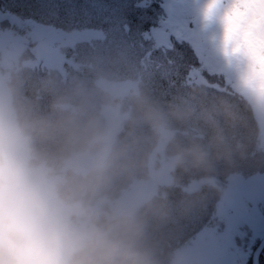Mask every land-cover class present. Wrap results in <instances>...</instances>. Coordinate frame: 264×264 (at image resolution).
<instances>
[{"label":"trees","instance_id":"1","mask_svg":"<svg viewBox=\"0 0 264 264\" xmlns=\"http://www.w3.org/2000/svg\"><path fill=\"white\" fill-rule=\"evenodd\" d=\"M171 3L0 0V32L21 40L15 53L10 45L0 47V81L22 109L55 119L57 103L95 115L110 100L119 101L126 118L117 142L126 156L102 194L121 200L150 188L133 210L155 264H176L205 233L227 240L220 232L228 230L230 187L264 178L253 105L229 76L209 70L187 41L165 34ZM37 28L49 36L35 38ZM149 111L159 132L144 119ZM196 149L206 153L207 163L197 162ZM257 208L264 219V200ZM231 227L225 256L230 264H251L264 234L238 220ZM257 264H264V248Z\"/></svg>","mask_w":264,"mask_h":264},{"label":"clouds","instance_id":"2","mask_svg":"<svg viewBox=\"0 0 264 264\" xmlns=\"http://www.w3.org/2000/svg\"><path fill=\"white\" fill-rule=\"evenodd\" d=\"M201 18L214 52L264 103V2L204 0ZM119 108L110 100L87 115L57 103V118L36 117L0 91V264H155L135 211L102 194L126 156ZM144 119L160 131L153 113Z\"/></svg>","mask_w":264,"mask_h":264},{"label":"rangeland","instance_id":"3","mask_svg":"<svg viewBox=\"0 0 264 264\" xmlns=\"http://www.w3.org/2000/svg\"><path fill=\"white\" fill-rule=\"evenodd\" d=\"M204 0H172L171 6L167 7L168 22L167 35H177L187 41L195 49L198 57L209 70L223 73L229 76L234 87L247 100L251 102L257 114L260 129L262 131L261 141L264 145V103H256L252 100L249 93L243 89L235 75L229 71L226 64L214 52L210 35L214 30L213 25L204 26L201 18V5ZM4 17L0 16V22ZM49 36L43 28H37L36 37ZM45 39H43V42ZM8 47L11 52L21 48V40L13 35L0 32V47ZM46 47V46H45ZM6 90L0 81V91ZM128 192L121 198L124 205L133 209V205L142 198L151 195L150 188ZM264 200V178L252 177L243 182H236L228 191L226 203L231 215L227 217L228 230L225 228L220 232L221 238L225 235L227 240L222 242L220 237H216L214 232L205 233L190 247L182 250L175 259L176 264H230L229 256L224 254V244L228 242L231 226L235 220L246 223L256 234H264V219L260 218L257 205ZM224 233V234H223Z\"/></svg>","mask_w":264,"mask_h":264},{"label":"water","instance_id":"4","mask_svg":"<svg viewBox=\"0 0 264 264\" xmlns=\"http://www.w3.org/2000/svg\"><path fill=\"white\" fill-rule=\"evenodd\" d=\"M264 248V237L252 253L251 264H256L257 258Z\"/></svg>","mask_w":264,"mask_h":264},{"label":"snow or ice","instance_id":"5","mask_svg":"<svg viewBox=\"0 0 264 264\" xmlns=\"http://www.w3.org/2000/svg\"><path fill=\"white\" fill-rule=\"evenodd\" d=\"M261 2H264V0H261Z\"/></svg>","mask_w":264,"mask_h":264}]
</instances>
